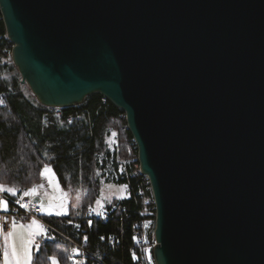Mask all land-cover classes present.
Masks as SVG:
<instances>
[{
  "label": "water",
  "instance_id": "1",
  "mask_svg": "<svg viewBox=\"0 0 264 264\" xmlns=\"http://www.w3.org/2000/svg\"><path fill=\"white\" fill-rule=\"evenodd\" d=\"M43 107L124 113L154 264H264V0H0Z\"/></svg>",
  "mask_w": 264,
  "mask_h": 264
},
{
  "label": "trees",
  "instance_id": "2",
  "mask_svg": "<svg viewBox=\"0 0 264 264\" xmlns=\"http://www.w3.org/2000/svg\"><path fill=\"white\" fill-rule=\"evenodd\" d=\"M4 35L0 15V36ZM4 46L0 41V184L15 188L16 192L0 194L20 198L40 182L43 168L50 167L60 188L65 192H82L83 200L78 210L69 208L65 217L43 216L45 221L78 241L87 237L88 248L109 261L132 264L130 236L132 224L144 208L140 198L126 196L108 202L103 213H112L106 221L87 217L94 215L91 210L100 196L102 180L126 184L116 162L117 147L120 155L130 151L131 135L123 128L124 113L109 101L101 105V96L97 94L86 98L79 107L41 106L25 94L27 87L20 84L14 66L7 62L11 48L4 50ZM132 185L136 187L135 182ZM154 217L149 216L144 222L146 245L153 242ZM88 221H92L91 225ZM110 237L113 243L108 245ZM49 257L57 258L60 264H74L70 262L67 244L55 236L40 244L33 264H48ZM148 261L154 264L152 259Z\"/></svg>",
  "mask_w": 264,
  "mask_h": 264
},
{
  "label": "built area",
  "instance_id": "3",
  "mask_svg": "<svg viewBox=\"0 0 264 264\" xmlns=\"http://www.w3.org/2000/svg\"><path fill=\"white\" fill-rule=\"evenodd\" d=\"M0 41L4 42L5 47L11 48V43L7 37L0 36ZM10 55V54H9ZM108 100L104 97H101V105H106ZM127 130V126L123 127ZM130 151L127 156H122L119 154V149L117 147V156L116 162L119 165L120 172L124 177L126 184V193L128 198H133L142 203L144 207L143 210L139 212V219L132 224V233L130 236V241L132 243V250L130 252L129 259L132 264H149L147 253L145 249H152L154 246V240L150 245H146L144 242V222L145 219L149 216L155 215V205L152 198L151 186L148 180V177L144 175L139 168L138 163V153L137 145L134 139L131 137L130 140ZM132 182H135L136 187L132 185ZM2 199L8 201V211L5 212L0 209V225H3V232L11 229V222L15 219L16 223L18 222H27L32 221L33 219L37 220L43 227L48 229L56 238H59L68 246L69 250V259L71 263L79 262L80 264H116L112 261H109L99 254L91 251L85 239L80 241L61 233L60 231L51 227L43 218V214L40 208L39 203V191L36 190L34 196H24L21 199H12L5 197L0 194ZM16 200H20V203H15ZM22 205H27V207H22ZM124 210V207H122ZM112 211L105 212L101 216L88 214V218H99L103 221L108 220L111 217ZM85 232V230L83 231ZM113 237L108 238L107 244L111 245L113 242ZM72 249H77L78 252L74 253ZM74 260L76 262H74Z\"/></svg>",
  "mask_w": 264,
  "mask_h": 264
},
{
  "label": "rangeland",
  "instance_id": "4",
  "mask_svg": "<svg viewBox=\"0 0 264 264\" xmlns=\"http://www.w3.org/2000/svg\"><path fill=\"white\" fill-rule=\"evenodd\" d=\"M7 62L11 63L10 57H9V59H7ZM13 72L19 76L16 69ZM25 94L31 95L28 88H27V91L25 92ZM122 156H127V155H122ZM33 186H35V185H33ZM44 188L46 189L45 190L46 193L42 192L39 194L40 205H41V203H43L45 206H47L48 204L60 205L62 203L64 205V214H61V215H67L69 208H72L73 210H78V208H80V206L82 205V200H83L82 192H78L74 189H71L68 192L63 191L60 188L56 177L51 172H48L45 175ZM125 196H127L125 185L121 186V185H117V184H114L111 182H105V180H102L101 193H100V196L97 199L93 209L91 210L92 211L91 213L96 215V216H101L103 214L104 209H105V205L108 202L115 200V199L124 198ZM42 214L45 216L57 215V214H55V210H53L52 214H47L45 212H42ZM30 223H31V221L18 222L17 225H20V224L28 225ZM17 233L18 234L16 237V241H17V244H19L21 235H23L24 237H27L28 229H26V228L25 229H19L18 228ZM35 242H36V240H35ZM3 246H4L3 233H0V264H2V261H3V253H2ZM35 251H36V249H35ZM146 253H147L148 260H151V259L153 260L152 249L151 250L148 249V251H146ZM74 262H76V261L74 260Z\"/></svg>",
  "mask_w": 264,
  "mask_h": 264
},
{
  "label": "snow or ice",
  "instance_id": "5",
  "mask_svg": "<svg viewBox=\"0 0 264 264\" xmlns=\"http://www.w3.org/2000/svg\"><path fill=\"white\" fill-rule=\"evenodd\" d=\"M2 103V101H0ZM50 172V169L45 166L43 172ZM37 187H43V185L33 186L30 190L24 192V196H34L36 194ZM7 191L8 193L15 194V188H5L2 184H0V192ZM23 197H21L22 199ZM15 203H20V200H16ZM22 207H27V205H22ZM41 211L52 214L53 210H55V214L61 215L64 214V205L61 203L60 205L48 204L45 206L43 203L40 205ZM0 209L7 212L8 211V201L5 199H0ZM89 225H91L92 221H88ZM79 227V226H77ZM28 229L27 237L21 235L20 243L17 244V229ZM0 233H3L4 246L2 248L3 253V261L2 264H32L33 261V245H35V249L38 251L40 248V244L36 243L34 237L37 235H44L45 229L43 225H41L37 220L33 219L28 225H17L15 219L11 222V230L4 233L3 225H0ZM103 239V237H101ZM85 241H87V237H85ZM74 253L78 252L77 249H72ZM148 251V249H145ZM150 258V257H149ZM52 261V264H57V260L55 257H49Z\"/></svg>",
  "mask_w": 264,
  "mask_h": 264
},
{
  "label": "crops",
  "instance_id": "6",
  "mask_svg": "<svg viewBox=\"0 0 264 264\" xmlns=\"http://www.w3.org/2000/svg\"><path fill=\"white\" fill-rule=\"evenodd\" d=\"M48 169H50V172L55 176V174H54V172L52 171V169L50 168V167H47ZM44 170V169H43ZM43 170H42V172H43ZM41 172V173H42ZM45 175H46V173L44 174V175H42L41 174V181L38 183V184H36L35 186H39V185H43V187H37V189H38V191H39V194L40 193H42V192H44V193H46V189L44 188V184H45ZM56 177V176H55ZM57 179V178H56ZM126 197V196H125ZM92 212V211H91ZM104 212V211H103ZM45 216V215H44ZM66 215H51V216H45V217H47V218H49V217H65ZM44 229H45V234L44 235H37V236H35L34 237V240H36V242L37 243H39V244H41L42 242H44V241H48V240H51L52 238H54V235L48 230V229H46L45 227H44ZM11 230V229H10ZM10 230H8V231H10ZM8 231H5V233L6 232H8ZM35 245H33V248H32V251H33V254L35 253V247H34ZM33 257H34V255H33ZM56 260H57V264H60L59 263V261H58V259L56 258ZM32 264H33V261H32ZM48 264H52V261L49 259V262H48ZM74 264H80L79 262H77V263H74Z\"/></svg>",
  "mask_w": 264,
  "mask_h": 264
}]
</instances>
